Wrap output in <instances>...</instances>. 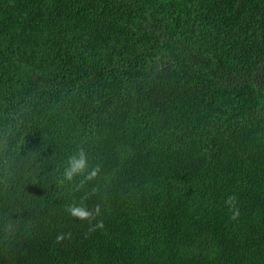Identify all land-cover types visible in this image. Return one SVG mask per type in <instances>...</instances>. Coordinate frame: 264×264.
I'll use <instances>...</instances> for the list:
<instances>
[{"label": "trees", "instance_id": "1", "mask_svg": "<svg viewBox=\"0 0 264 264\" xmlns=\"http://www.w3.org/2000/svg\"><path fill=\"white\" fill-rule=\"evenodd\" d=\"M0 264H264V0H0Z\"/></svg>", "mask_w": 264, "mask_h": 264}, {"label": "clouds", "instance_id": "2", "mask_svg": "<svg viewBox=\"0 0 264 264\" xmlns=\"http://www.w3.org/2000/svg\"><path fill=\"white\" fill-rule=\"evenodd\" d=\"M100 169L98 167L89 169L88 158L84 151H79L77 154L71 155L67 160V167L64 169V179L68 182H72L77 176H82L83 183L94 180ZM236 197L229 196L225 201L226 206L229 207L230 211L233 213L232 219H236L239 216V210L236 206ZM65 211L73 219L79 221H87L90 225V230L103 229L104 223L102 220H97V217L100 216L101 208L97 205L94 209H89L83 201L79 203H71L66 205ZM96 221L95 224L92 222ZM70 234L60 233L57 235V242H61L68 238Z\"/></svg>", "mask_w": 264, "mask_h": 264}]
</instances>
